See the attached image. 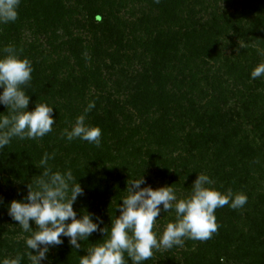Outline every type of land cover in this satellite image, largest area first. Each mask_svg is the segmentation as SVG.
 <instances>
[{
    "label": "trees",
    "instance_id": "16d2710c",
    "mask_svg": "<svg viewBox=\"0 0 264 264\" xmlns=\"http://www.w3.org/2000/svg\"><path fill=\"white\" fill-rule=\"evenodd\" d=\"M6 46L32 62L27 110L46 103L56 124L42 139L13 138L0 150V262L21 255L31 264L25 253L32 233L8 206L28 195L48 153L55 154L52 171L70 169L84 189L73 206L78 218L94 213L109 230L128 180L142 175V187L172 186L183 199L198 174L220 192L243 190V208L215 211L219 227L210 239L185 238L144 264H264V195L250 185L264 150L249 133L264 142V75H250L264 63V0H21L18 19L0 25V58ZM91 101L86 123L102 130L99 148L61 138ZM0 113L7 108L0 105ZM242 215L252 222L248 235L236 231ZM157 219L159 238L175 211ZM62 239L41 264H79L107 237L94 233L81 250Z\"/></svg>",
    "mask_w": 264,
    "mask_h": 264
},
{
    "label": "clouds",
    "instance_id": "9594fccd",
    "mask_svg": "<svg viewBox=\"0 0 264 264\" xmlns=\"http://www.w3.org/2000/svg\"><path fill=\"white\" fill-rule=\"evenodd\" d=\"M159 2V0H157ZM21 0H0V25L13 23L18 19ZM6 53L0 58V105L8 114L0 113V150L8 146L13 138L20 140L42 139L54 131L56 124L54 107L46 103L35 105L28 111L30 96L24 88L30 85L34 71L32 62L20 58L14 46H6ZM264 55V51L260 52ZM251 78L264 75V63L252 72ZM95 108V101L89 102L84 114L78 116L71 130L65 129L61 138L68 141L80 139L97 148L102 143V130L86 123L89 112ZM55 154L45 153L39 162L42 174L28 185V195L22 200H13L8 206V215L24 232L32 235L26 239V252L31 264H41L47 260L51 249L68 240L69 245L81 250V242L89 240L94 233L107 237L103 243L88 250L81 256L79 264H144L153 257L154 251L182 247L185 238L206 241L217 232L215 211L228 205L232 209L243 208L247 203L244 194H226L210 187L215 183L208 175L198 174L192 185V194L187 199L177 198L172 186L153 189L142 187L147 183L142 175L139 179L128 180L127 196L121 197L122 204L117 209L120 215L108 226L94 213L82 211L78 218L74 204L84 195V189L69 169L53 172L48 162ZM171 171V170H170ZM162 205V207H161ZM174 210L175 222L167 224L162 235L153 231L161 212ZM36 225V230L30 226ZM70 221V222H69ZM35 252V254H33ZM24 257L4 259L0 264H22Z\"/></svg>",
    "mask_w": 264,
    "mask_h": 264
},
{
    "label": "rangeland",
    "instance_id": "374dc122",
    "mask_svg": "<svg viewBox=\"0 0 264 264\" xmlns=\"http://www.w3.org/2000/svg\"><path fill=\"white\" fill-rule=\"evenodd\" d=\"M215 5V4H214ZM219 5V7H221L222 9L225 7V5L223 4V3H219L218 4ZM213 11L212 10H209L208 11V13L209 14H211ZM238 43H241L242 44V40L241 39H235ZM225 43H227L226 41H225ZM230 50L228 49V50H226V53H227V55H229L230 54ZM64 54V53H63ZM251 82H249L248 84H250ZM248 130L250 131L251 129L250 128H248ZM250 133V136L252 137V138H254V139H256V141H258L257 143H258V145H259V147L260 148H262L263 150H264V142H260L259 140H258V138L256 137V135L255 134H252L251 132H249ZM259 164L258 165H256V166H254L253 168H251V172H252V174H253V177L251 178V181H250V185H251V188H253V190L251 191V193H254V195H259V194H262V195H264V160L263 159H260V157H259ZM222 187H225L224 185H221ZM210 187H216V183H214L213 185H211ZM254 191V192H253ZM228 192V190H226V189H223V192H221V193H227ZM241 192V193H240ZM179 193H180V196H179ZM244 194L245 195V193L243 192V190H239L238 191V189L236 188L235 189V191H234V193L233 194ZM176 195H177V198H178V200L179 199H183V196H184V193L182 192L181 193V191L180 192H177L176 193ZM243 219V220H242ZM242 219H240L238 222H237V224H238V228H237V230L236 231H240V234L241 235H243V232L246 234V235H248V233H249V230H250V226H251V224H252V222H248V223H246L245 222V216L244 215H242ZM257 222V221H256ZM260 223V225H262L263 226V224L261 223V222H259ZM153 229H155L156 231V233L158 232V230L159 229H161V227L158 225V222L156 221L155 222V224H154V228ZM249 247V246H248ZM163 249V248H162ZM161 250V249H160ZM255 250H256V257H258V259L259 260H261V257L263 256V255H261V253L257 250V248H255ZM230 251H231V253L232 254H234L235 253V247H231V249H230ZM179 252H180V250H179ZM235 255V254H234ZM158 260L159 261H156L155 260V262L153 263V264H159V262H162L163 263V261L162 260H160L159 258H158ZM256 260H257V258H256ZM165 264V263H164Z\"/></svg>",
    "mask_w": 264,
    "mask_h": 264
}]
</instances>
